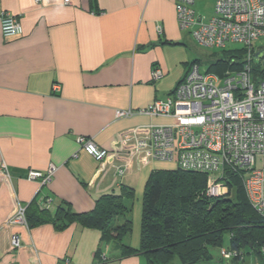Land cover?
Returning a JSON list of instances; mask_svg holds the SVG:
<instances>
[{
	"label": "crops",
	"instance_id": "crops-1",
	"mask_svg": "<svg viewBox=\"0 0 264 264\" xmlns=\"http://www.w3.org/2000/svg\"><path fill=\"white\" fill-rule=\"evenodd\" d=\"M3 12L19 17L23 34L4 36L0 22V264H141L112 241L104 249L99 229L57 227L51 217L61 205L90 211L122 186L136 192L158 167L168 168L133 156L123 137L170 122L139 111L171 95L188 70L176 0H0ZM157 68L164 75L154 80ZM119 109L133 114L117 117ZM81 137L108 157L97 160ZM51 164L57 169L39 193L42 183L27 176ZM19 203L29 206V227L8 224ZM15 233L23 244L16 250Z\"/></svg>",
	"mask_w": 264,
	"mask_h": 264
},
{
	"label": "built area",
	"instance_id": "built-area-1",
	"mask_svg": "<svg viewBox=\"0 0 264 264\" xmlns=\"http://www.w3.org/2000/svg\"><path fill=\"white\" fill-rule=\"evenodd\" d=\"M195 6L196 0H176L181 28L204 46L224 48L229 43L242 44L243 67L235 73L227 71L220 75L201 71L198 65L190 66L171 95L139 111L172 118L173 122L137 127L123 141L132 143L133 156L144 154L149 160L172 161L175 167L206 173L207 194L211 196L227 195L228 174L239 175L250 203L264 216V76L259 81L252 78L257 52L254 44L264 35V0H216L214 14L208 20L197 14ZM0 22L4 36L23 34L18 16L3 12ZM152 75L159 80L164 72L157 68ZM132 114L130 109L117 110V117ZM140 130L146 132L140 134ZM78 140L97 160L108 157L109 151L92 140ZM259 160L262 166L256 168ZM129 164L118 166L117 173L124 175ZM56 169L51 164L46 172L31 170L27 178L40 181L41 192ZM1 171L11 179L5 163ZM8 224L29 227L27 205L19 203ZM11 245L15 250L23 245L19 233L12 235ZM221 254L228 259L237 252L224 248ZM100 258L106 260V253Z\"/></svg>",
	"mask_w": 264,
	"mask_h": 264
},
{
	"label": "trees",
	"instance_id": "trees-1",
	"mask_svg": "<svg viewBox=\"0 0 264 264\" xmlns=\"http://www.w3.org/2000/svg\"><path fill=\"white\" fill-rule=\"evenodd\" d=\"M228 53V58L219 60L208 71L224 75L229 69H241L245 48ZM252 68L254 80L263 78V59L254 60ZM227 183V195L211 196L207 194L208 175L204 172L180 167L153 171L142 197L138 247L125 242L133 232L130 213L136 197L135 190L127 186L101 196L90 211L76 212L69 205H61L51 219L57 227L78 222L97 228L101 243H116L123 256L143 255L146 264H212V248L224 245L237 252L232 258L222 256L225 264H243L247 253L258 256L257 264H264V216L250 203L239 175L229 173ZM116 216H124L125 220L112 223ZM43 221L35 217V222Z\"/></svg>",
	"mask_w": 264,
	"mask_h": 264
},
{
	"label": "rangeland",
	"instance_id": "rangeland-1",
	"mask_svg": "<svg viewBox=\"0 0 264 264\" xmlns=\"http://www.w3.org/2000/svg\"><path fill=\"white\" fill-rule=\"evenodd\" d=\"M215 3L216 0H196V11L199 16H204L206 20L212 17L214 14L215 10ZM187 33V40L183 44L185 45L186 49V55H187V62H188V69L192 65H198L200 67L201 71H208V69H212V67L218 63L219 60L221 59H226L228 58L227 56H230L228 52L231 50L237 49V48H242L244 47L240 43H229L226 47L221 48V47H208L199 44L194 36L191 35L189 31L186 30ZM255 48L256 50L264 47V35L259 37L255 41ZM259 58H255V62H259ZM227 71H232L236 72L234 69H229ZM226 71V72H227ZM225 74V73H224ZM167 119H164V121L169 120L170 122H173L172 118L165 117ZM154 166H160L161 164H165L163 166H168V168H173L175 166V163L172 161L165 162V161H159L155 160L152 163ZM262 166L261 160L258 161V164L256 165V168H260ZM163 168L158 167V170H161ZM247 175V174H246ZM144 183L145 180L143 181V184H139V187L136 191V197L134 200V206L131 211V218L133 220V232L125 239L126 243H133L134 245H137L140 241V233H141V213H142V197H143V192H144ZM40 193V192H39ZM28 207V205H27ZM129 216V215H127ZM123 220H125L124 216H116L112 219V223H121ZM229 238L228 235H226V240ZM139 240V241H138ZM104 245V249L108 250L111 247V243L107 240L102 243ZM131 245V244H130ZM108 246V247H107ZM227 248V245H224L223 247H213L212 252L214 254V259L212 264H225L224 261L225 259L222 260V249ZM245 261L243 264H257L259 261L258 256L254 254H249L247 253L245 256ZM141 264H146V259L142 255L141 256Z\"/></svg>",
	"mask_w": 264,
	"mask_h": 264
},
{
	"label": "water",
	"instance_id": "water-1",
	"mask_svg": "<svg viewBox=\"0 0 264 264\" xmlns=\"http://www.w3.org/2000/svg\"><path fill=\"white\" fill-rule=\"evenodd\" d=\"M255 57L264 59V47L257 50V52L255 53Z\"/></svg>",
	"mask_w": 264,
	"mask_h": 264
}]
</instances>
